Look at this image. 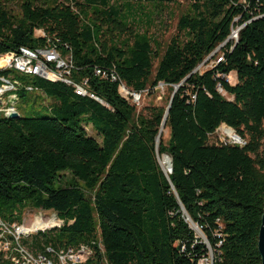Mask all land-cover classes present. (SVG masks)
I'll return each instance as SVG.
<instances>
[{
	"label": "trees",
	"instance_id": "trees-1",
	"mask_svg": "<svg viewBox=\"0 0 264 264\" xmlns=\"http://www.w3.org/2000/svg\"><path fill=\"white\" fill-rule=\"evenodd\" d=\"M12 1L0 0V54L50 39L71 54L74 79L15 73L34 88L19 89V99L44 95L52 115L0 113L1 219L22 224L28 210H42L59 223L22 245L54 261L61 249L87 247L82 264H198L208 248L193 222L213 264H262L264 0H190L166 45L149 32L145 4L179 0H21L18 14ZM244 23L238 41H227ZM223 43V59L197 71ZM120 82L143 95L180 85L167 142L157 145L166 107L138 108L121 96ZM222 125L242 144L213 142ZM160 160H172V173ZM0 264L14 263L0 251Z\"/></svg>",
	"mask_w": 264,
	"mask_h": 264
},
{
	"label": "built area",
	"instance_id": "built-area-1",
	"mask_svg": "<svg viewBox=\"0 0 264 264\" xmlns=\"http://www.w3.org/2000/svg\"><path fill=\"white\" fill-rule=\"evenodd\" d=\"M245 25L246 23L234 28L229 40L237 42L239 39V31ZM36 34L37 36H46L43 30H38ZM48 40V44L42 47H37L34 49L20 47L17 51L0 54V63H3V70H10V63L12 62H20L26 66H30L32 69H41V76L38 77L44 78L46 80L54 81L53 72L62 71L65 72L66 75H69V81H74V79L71 77V72L73 69L71 54L69 52H63L58 48V46H56V44L50 43V39ZM3 70H0V73ZM96 74L103 75L104 77L106 76V74L99 68L96 69ZM10 78L17 77H15V73L13 72L9 73V75L0 74V84L5 83V81ZM112 78L113 80H119L114 73H112ZM66 84L68 85V83ZM17 87L25 88L28 91L34 90L32 86L24 84L18 78ZM119 93L123 98L136 106H138L136 101L139 99V97L143 96L142 93L135 92L127 88L123 82H120ZM17 105L18 103H16L14 98L9 95L7 97H0V113L6 117H9L11 113H4V106H14V112H16ZM237 142L240 141L237 140ZM240 143L242 144V142ZM37 212H40V215L51 213L42 210ZM58 224L59 223H51L47 226H33L31 229L25 228L22 224L16 222L8 223L0 217V251L7 253L14 264H82L86 262L89 258V248L87 247H82L79 249H61L56 252L57 259L54 261L43 255L35 256L22 245L21 241L24 237H28L29 235L39 231L57 228ZM193 227L202 236L204 243L208 248L207 255L201 257L198 261V264H213L214 251L212 247L209 245L207 239L204 238L198 226L195 227L194 225ZM49 251L52 252L53 250L49 249Z\"/></svg>",
	"mask_w": 264,
	"mask_h": 264
},
{
	"label": "rangeland",
	"instance_id": "rangeland-1",
	"mask_svg": "<svg viewBox=\"0 0 264 264\" xmlns=\"http://www.w3.org/2000/svg\"><path fill=\"white\" fill-rule=\"evenodd\" d=\"M21 0H15L11 3H8V6L12 9L13 13L18 14L20 12L19 9V2ZM180 4H168L164 5L163 7H157L154 4H145L146 9L144 10V15H149L152 13L153 17V24L148 28L151 35L156 36L163 44H167L169 40L174 36L178 31V23L181 15L185 12L190 0H179ZM159 11L161 14H158ZM146 16L141 15V20L143 21L141 25L143 28H147V18ZM224 46V45H223ZM222 46V47H223ZM217 47L216 51L211 53L202 64L198 66L196 69L199 72H203L209 68H212L217 62L223 59V48ZM228 80L231 84L237 83V76L236 74H231L228 76ZM172 92L170 88L164 84H160L156 89L153 90V93L147 92L142 97L136 101L138 104V108L143 109L148 106H162L168 107L170 95ZM225 94V93H224ZM40 100H36L35 96L29 94L25 97L20 98V101L17 105V111L20 116H39V115H52V112L49 109H45L44 106H51L54 101L46 98L44 95H39ZM223 126V125H222ZM220 126L216 133L211 137L213 142L220 143V142H227V143H234L239 144L232 137L228 135L227 132V125ZM88 132L92 136H96L95 131L89 126L87 128ZM162 130V129H160ZM235 132V131H234ZM236 133V132H235ZM161 137L163 138L164 142H167L170 137L169 129L165 126L163 127V131H161V135L159 137L157 145L160 143ZM241 144V143H240ZM158 154V160L159 156ZM162 168L165 171V166L169 164L160 162ZM170 172V171H169ZM168 172V173H169ZM36 210H28L24 215V220L22 225L25 228H31L33 226H47L51 224L50 218L51 214H39ZM40 215V216H37ZM192 226H194L192 224ZM32 229V228H31ZM214 259V257H213Z\"/></svg>",
	"mask_w": 264,
	"mask_h": 264
},
{
	"label": "bare ground",
	"instance_id": "bare-ground-1",
	"mask_svg": "<svg viewBox=\"0 0 264 264\" xmlns=\"http://www.w3.org/2000/svg\"><path fill=\"white\" fill-rule=\"evenodd\" d=\"M0 70H3L0 69ZM10 71L13 73H17L24 76H41V69H32L30 66H26L23 63L20 62H12L10 63ZM53 79L59 80L68 84H72L71 81H69V75H66L65 72L62 71H54L53 72ZM19 87H17V78H10L5 81V83L0 84V97H7L8 95L14 98L16 103H19ZM78 91L83 95H89L90 97L98 100L99 102H102L99 100L95 95L87 91V89L83 86L77 87ZM14 112V106H4V113H13ZM228 135L232 137L234 140H238L241 142V139L237 138L234 132L227 128ZM171 169V163H169L167 166H165V172L168 173ZM52 214V213H49ZM51 223H55V221L52 219V215L50 218ZM42 225V224H41ZM38 225V226H41Z\"/></svg>",
	"mask_w": 264,
	"mask_h": 264
},
{
	"label": "water",
	"instance_id": "water-1",
	"mask_svg": "<svg viewBox=\"0 0 264 264\" xmlns=\"http://www.w3.org/2000/svg\"><path fill=\"white\" fill-rule=\"evenodd\" d=\"M230 39V37L227 39V41ZM224 45L221 44L220 47H222ZM216 51V50H215ZM179 86L180 85H177L175 86L174 88V91H173V94H172V97H171V100L169 102V105L166 109V113H165V117H164V120H163V123H162V126H161V129L163 127L166 126V123H167V118H168V114H169V111H170V108H171V104H172V101H173V98L175 96V94L177 93L178 89H179ZM9 118L11 119H18L20 118V114L16 111V112H13L9 115ZM161 135V130H160V133L157 137V143H158V138L160 137ZM236 137L239 139L240 137L236 134ZM161 166V165H160ZM162 168V166H161ZM163 170V168H162ZM173 171V165H172V160H171V169H170V173H172ZM163 172L165 173V171L163 170ZM166 174V173H165ZM167 175V174H166ZM191 221V220H190ZM193 223V222H192ZM195 225V224H194ZM195 227H197V225H195ZM258 249H259V252H260V255H261V258H262V264H264V213H263V216H262V223H261V228H260V233H259V239H258Z\"/></svg>",
	"mask_w": 264,
	"mask_h": 264
}]
</instances>
